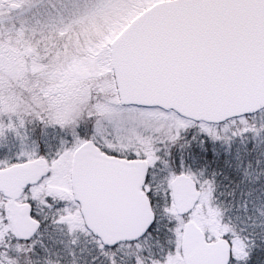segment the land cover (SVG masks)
I'll return each instance as SVG.
<instances>
[{"label":"snow or ice","instance_id":"1","mask_svg":"<svg viewBox=\"0 0 264 264\" xmlns=\"http://www.w3.org/2000/svg\"><path fill=\"white\" fill-rule=\"evenodd\" d=\"M0 264H264V0H0Z\"/></svg>","mask_w":264,"mask_h":264}]
</instances>
